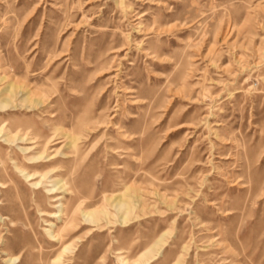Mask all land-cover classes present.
I'll return each mask as SVG.
<instances>
[{"label": "rangeland", "instance_id": "374dc122", "mask_svg": "<svg viewBox=\"0 0 264 264\" xmlns=\"http://www.w3.org/2000/svg\"><path fill=\"white\" fill-rule=\"evenodd\" d=\"M0 130V264H264V0H0Z\"/></svg>", "mask_w": 264, "mask_h": 264}, {"label": "bare ground", "instance_id": "6f19581e", "mask_svg": "<svg viewBox=\"0 0 264 264\" xmlns=\"http://www.w3.org/2000/svg\"><path fill=\"white\" fill-rule=\"evenodd\" d=\"M1 134H2V132H1V130H0V135H1ZM23 140H24V139H23ZM4 142H6V143H9V142L12 143V142H15V141H12V140H10V139H5ZM54 142H55V140H50L49 143H48L47 145H49V144H51V143H54ZM33 143H34V142H33ZM43 155H44V154H43ZM43 155H42L41 157H43ZM56 162H57V158L52 157L49 161L43 162L42 164H33V165H31V166H30V169H32V170H33V169H39V168L43 167L44 165H48V166H49V165L55 164ZM18 169H19V171L23 174V176L25 177V179H26L27 181H29V182H33L34 180L37 179L36 174H33L32 172H29L27 169H21V168H19V167H18ZM56 173H59V172H56ZM42 178L44 179L45 176H42ZM43 184H44L43 181H38V182L33 183L32 185L34 186V189H36V190H40L39 187H40L41 185H43ZM61 190H64V192H62V193H68V194H71V195H72L71 190H70L69 188H67V185H66V184H63L62 186H60L59 183L56 184V185L53 187V189L49 190V194H48V195H50V196H52V198H54L53 201H55L56 203H59L61 200L58 198V196H57V192H59V191H61ZM74 200H75V201H79V197H75ZM81 205H82V204H80V205L76 208L74 214L77 213V211L81 208ZM118 205H119L120 208H122V209L125 208V207H128V208L130 209V211H133V209H134V206H133L131 200H130L129 203H124V204L118 203ZM61 207H63V204L61 205ZM82 215L85 216V224L89 223V224H87V225H90V226H93V227H95V226H96V227H99V223H98V221H96V220L94 219V216H93L92 214H90V213L86 212V210H84V211H82ZM49 217L54 218V219H56L58 222H61V223H66V220L68 219V218H67V215L65 214L64 207H63V209H61V210L58 211L57 213H52L51 216H49ZM53 226H54V225L51 224V227H53ZM49 235L52 237L53 241H55V242H57V243L62 244L63 241H64V238H63V236H62L61 233L56 234L54 231L51 230V231H49Z\"/></svg>", "mask_w": 264, "mask_h": 264}]
</instances>
